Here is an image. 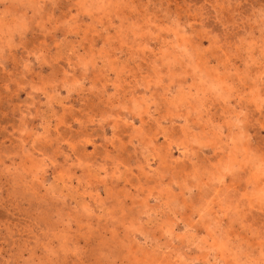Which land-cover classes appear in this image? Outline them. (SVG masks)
Segmentation results:
<instances>
[{
  "label": "rangeland",
  "instance_id": "1",
  "mask_svg": "<svg viewBox=\"0 0 264 264\" xmlns=\"http://www.w3.org/2000/svg\"><path fill=\"white\" fill-rule=\"evenodd\" d=\"M0 264H264V0H0Z\"/></svg>",
  "mask_w": 264,
  "mask_h": 264
}]
</instances>
